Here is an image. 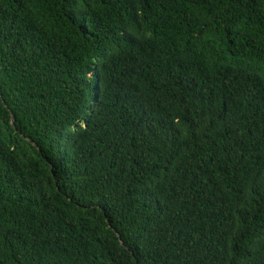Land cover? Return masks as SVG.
Returning <instances> with one entry per match:
<instances>
[{"label":"trees","instance_id":"obj_1","mask_svg":"<svg viewBox=\"0 0 264 264\" xmlns=\"http://www.w3.org/2000/svg\"><path fill=\"white\" fill-rule=\"evenodd\" d=\"M0 264H264V0H0Z\"/></svg>","mask_w":264,"mask_h":264}]
</instances>
